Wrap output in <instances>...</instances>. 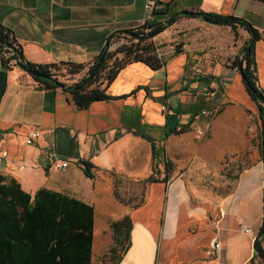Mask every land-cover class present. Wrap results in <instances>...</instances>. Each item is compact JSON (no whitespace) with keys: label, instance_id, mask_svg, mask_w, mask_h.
<instances>
[{"label":"crops","instance_id":"1","mask_svg":"<svg viewBox=\"0 0 264 264\" xmlns=\"http://www.w3.org/2000/svg\"><path fill=\"white\" fill-rule=\"evenodd\" d=\"M183 11L236 17L259 32L255 66L264 93V0H168L166 11L154 22L162 24ZM147 16L145 0H0V22L20 44L27 61L86 64L82 73L74 75L82 78L112 34L138 28ZM175 25L186 31L182 51L158 70L141 62L127 65L108 87L107 93L115 99L94 102L86 109L72 103L62 88H45L17 66L9 70L0 104V155H5L0 173L18 181L32 200L46 188L94 207L97 176L109 183L114 199L125 207L119 218L133 220L128 248L117 264H259L255 240L264 220L262 161L243 171L235 189L211 211L190 203L181 178L147 183L140 194L144 204L138 208L115 196L111 173L132 178L135 184L145 181L153 164L172 150L170 139L184 136L186 132L176 134L182 128L196 129L206 117L201 111L222 101L239 71L213 60L212 76L191 80L188 65L197 68L201 64L197 59L203 60L207 53L213 59L215 52L243 49L251 39L244 27L234 30L184 15L177 17ZM234 33L242 43L235 44ZM214 83L217 90L208 97L206 85ZM138 87L142 88L132 94ZM124 95L129 96L121 98ZM137 130L154 139L156 159L152 143ZM34 131L40 137L28 145ZM56 159L68 161L70 167L56 170L52 166ZM82 161L93 164V179L86 176ZM95 227L96 212L92 264H105L112 232L109 224L103 226L102 235L109 241L101 249ZM216 242L219 249L214 248Z\"/></svg>","mask_w":264,"mask_h":264},{"label":"trees","instance_id":"2","mask_svg":"<svg viewBox=\"0 0 264 264\" xmlns=\"http://www.w3.org/2000/svg\"><path fill=\"white\" fill-rule=\"evenodd\" d=\"M197 12L205 20L218 24L233 18L203 11ZM179 15L177 14V16ZM174 16L176 14L171 18ZM186 17L198 18L196 16ZM226 25L231 26L234 30L237 26H241L251 33L250 41L242 49L240 61H242L249 83L254 89L264 95L257 84L255 66V43L261 37L259 32L242 19ZM151 27L152 31L149 33H146L144 28H136L112 34L108 38L106 47L101 54L88 67V74H90L106 49H110L112 42L116 38H120L122 35H129L132 43L123 45L114 54H111L109 50L104 61L100 64L97 73L89 82L84 83L88 76L85 75L75 85L68 86L70 88L67 91L69 100L79 109H86L94 102L115 99V97L107 93L108 87L127 65L141 62L152 70H158L165 66L166 61L159 56L157 47L146 36L160 29L165 30L167 26L154 24ZM139 36H142L141 40L135 41ZM11 52H14V55L8 56ZM119 54H122L123 57L120 58ZM14 59L58 81L60 72L74 76L82 73L87 67L86 64L72 62L35 64L27 61L20 44L0 22L1 67L7 71L12 70L16 66L13 62ZM112 59L113 64L110 67L109 61ZM238 64L239 62L237 61L236 67H238ZM103 73H106V78L105 80H100ZM34 79L45 88H58L51 81L40 78ZM104 82H107L105 86H103ZM75 87L77 88L73 89ZM141 88L138 87L132 94ZM245 88L251 98L260 105L263 125L261 161L264 163V103L253 96L246 86ZM128 96L124 95L121 98ZM189 128V126L182 128L176 134L188 132ZM135 133L152 143L153 156L156 159L158 152L154 139L140 130H137ZM166 163H169V160ZM81 164L84 167L86 176L93 179V164L89 161H82ZM154 174L155 170L153 169L152 175L143 183L146 185L147 183L167 182L169 180L168 174L163 180L156 179ZM111 175L114 177L115 196L118 200L130 205L132 208H138L144 204V199L133 203L135 199L122 197L119 192L121 178L113 172ZM94 217L95 207L93 205H88L85 202L46 188L40 189L32 200L31 196L22 189L18 181L0 173V264H92ZM109 226L113 240L108 252L103 257V262L105 264H117L128 248L133 230V220L130 216H126L116 221H110ZM255 249L259 264H264V220L259 236L255 240Z\"/></svg>","mask_w":264,"mask_h":264},{"label":"rangeland","instance_id":"3","mask_svg":"<svg viewBox=\"0 0 264 264\" xmlns=\"http://www.w3.org/2000/svg\"><path fill=\"white\" fill-rule=\"evenodd\" d=\"M163 33L150 39L157 47V52L165 61L183 50L182 39L186 38V31H180L175 23L168 25ZM163 31V32H164ZM235 34V33H234ZM235 44L243 42L239 34L234 35ZM141 39H135L139 41ZM132 39L129 35H122L116 38L111 46L110 53L114 54L123 45H129ZM233 42L228 45L232 47ZM214 53V52H213ZM215 57L208 55L201 56L203 60L197 59L201 64L193 68L188 65L186 73L191 80H197L203 76H212L210 72L213 60L231 67L237 66V61L242 57V49L236 48L230 53L227 50L214 53ZM120 58L122 54L118 55ZM113 59L109 61L110 67ZM237 79L227 89L216 108L218 113L213 117H205L200 120L194 130H189L184 136H173L170 139L172 150L165 152L157 163L153 164L155 178L163 180L169 175L168 181L181 178L184 181L186 191L190 194V203L195 207L211 211L219 207L225 196L230 194L243 171L261 162V138L263 125L260 114V105L254 101L243 84L240 72L236 71ZM60 72L59 81L67 86L78 83L82 77H76ZM88 75V73H87ZM106 73L102 74L100 80H105ZM194 78V79H193ZM214 81V79H211ZM107 82H104L105 86ZM208 97H212L217 90V84L206 85ZM192 90H197L194 87ZM196 93V92H195ZM201 106L198 107L200 109ZM208 109V108H207ZM169 160V163L166 161ZM264 166V163H263ZM99 173L100 171L97 170ZM108 174V171H104ZM119 192L127 199L137 196L133 203H136L144 194L146 185L142 181L135 184L134 179L125 175H119ZM85 177V176H84ZM132 180V181H130ZM160 188V185H157ZM96 245L104 248L109 239L103 236L102 228L111 220L121 218V210L125 207L119 205L112 195L111 185L104 184L97 176L96 180ZM120 217V218H119ZM97 255L95 256V258ZM96 262L95 264H100Z\"/></svg>","mask_w":264,"mask_h":264},{"label":"water","instance_id":"4","mask_svg":"<svg viewBox=\"0 0 264 264\" xmlns=\"http://www.w3.org/2000/svg\"><path fill=\"white\" fill-rule=\"evenodd\" d=\"M180 15H184V16H196L202 20H204L205 22L209 23V24H213V25H226V24H229V23H233V22H236V21H239L240 19L239 18H236V17H233L229 20H226L225 22H222L221 24H218V23H215V22H211V21H208V20H205L202 15L198 12H189V11H183L180 13ZM177 15L174 16L173 18H171L167 23L168 25H172L176 22L177 20ZM164 30L163 29H160L154 33H151L149 35L146 36V38H154L155 36L159 35L160 33H162ZM142 36H139L138 39H141ZM109 51V48L106 49V51L103 53L102 57L99 59V61L96 63V65L94 66V68L92 69V71L90 72V74H88L87 76V79L84 81V83H87L89 82L94 76L95 74L97 73L98 69H99V66L100 64L104 61L107 53ZM14 64H16L17 67H19L22 71H24L25 73L29 74L31 77L33 78H40V79H43V80H48V81H51L53 83H55L58 87L62 88L63 90L65 91H69L70 88L68 86H66L64 83L48 76V75H45V74H42L40 73L39 71L37 70H34V69H31L29 68L26 64L22 63V62H19L17 59H14L13 60ZM238 67H239V72H240V76H241V79L243 81V83L245 84V86L247 87V89L249 90V92L255 96L259 101H261L262 103H264V95L257 91L256 89H254V87L249 83L246 75H245V72H244V69H243V65H242V61H239V64H238ZM7 84H8V71L3 69L0 65V104L3 100V97L5 95V92H6V89H7ZM77 87L73 88V89H76Z\"/></svg>","mask_w":264,"mask_h":264},{"label":"built area","instance_id":"5","mask_svg":"<svg viewBox=\"0 0 264 264\" xmlns=\"http://www.w3.org/2000/svg\"><path fill=\"white\" fill-rule=\"evenodd\" d=\"M168 6V0H145V10L147 12V19L144 20V22L138 27V28H144V31L146 33H149L152 31L151 25L155 24V17L157 15L163 14ZM110 50V49H109ZM14 55V52H11L8 54V56ZM218 113V109L216 107H212L209 109L202 110L200 115L213 118ZM40 137L39 131H34L31 133V135L27 139V144L32 145L38 138ZM4 154L0 155V163L2 161V158L4 157ZM52 166L56 170H65L70 167V163L68 161L56 159L52 162ZM246 233H249V228H245L244 230ZM215 249H219V243L214 244Z\"/></svg>","mask_w":264,"mask_h":264}]
</instances>
